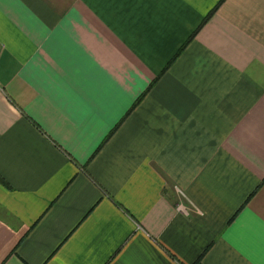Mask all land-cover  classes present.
Segmentation results:
<instances>
[{
    "label": "crops",
    "instance_id": "crops-1",
    "mask_svg": "<svg viewBox=\"0 0 264 264\" xmlns=\"http://www.w3.org/2000/svg\"><path fill=\"white\" fill-rule=\"evenodd\" d=\"M0 264H264V0H0Z\"/></svg>",
    "mask_w": 264,
    "mask_h": 264
},
{
    "label": "built area",
    "instance_id": "built-area-1",
    "mask_svg": "<svg viewBox=\"0 0 264 264\" xmlns=\"http://www.w3.org/2000/svg\"><path fill=\"white\" fill-rule=\"evenodd\" d=\"M177 211L180 212V213H184L185 212V210L180 205L177 206Z\"/></svg>",
    "mask_w": 264,
    "mask_h": 264
}]
</instances>
